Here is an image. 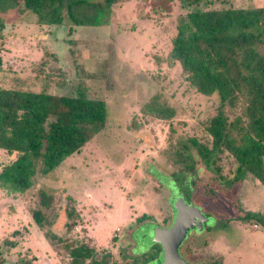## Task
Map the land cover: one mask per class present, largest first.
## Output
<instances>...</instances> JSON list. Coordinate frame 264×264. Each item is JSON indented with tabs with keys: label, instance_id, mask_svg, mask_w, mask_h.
Returning a JSON list of instances; mask_svg holds the SVG:
<instances>
[{
	"label": "rangeland",
	"instance_id": "rangeland-1",
	"mask_svg": "<svg viewBox=\"0 0 264 264\" xmlns=\"http://www.w3.org/2000/svg\"><path fill=\"white\" fill-rule=\"evenodd\" d=\"M209 1L201 7L264 6V0ZM186 12L179 0H119L109 24L72 26L37 24L29 10H0V87L80 94L106 104L104 129L80 152L37 174L24 192L0 188V244L4 238L15 244L5 248V263L25 254L33 264H71L57 241L69 238L93 247L96 259L159 264L155 235L183 198L211 227L189 242L192 260L264 264V184L239 173L226 151L207 168L190 142L196 137L210 146L204 121L216 96L196 92L169 59L177 19ZM154 95L173 108L171 118L143 109ZM182 143L196 160L192 171L167 158ZM14 156L0 149V169ZM41 190L52 197L49 207L39 204ZM69 204L80 214L71 231ZM36 209L42 225L32 215Z\"/></svg>",
	"mask_w": 264,
	"mask_h": 264
},
{
	"label": "trees",
	"instance_id": "trees-1",
	"mask_svg": "<svg viewBox=\"0 0 264 264\" xmlns=\"http://www.w3.org/2000/svg\"><path fill=\"white\" fill-rule=\"evenodd\" d=\"M118 1L0 0V10L12 7L29 10L41 25H62L67 20L72 26H103L110 23ZM179 1L187 12L177 19L169 59L179 63L196 92L209 98L216 96L214 113L204 121L211 137L210 146L196 137L190 138V142L207 168L215 162L217 153L226 151L237 162L239 173L249 172L264 184V6L203 9L201 5L210 3L209 0ZM2 29L0 21V40ZM143 109L158 118H171L174 114L173 108L159 102L156 95ZM105 120L106 104L102 99L0 87V149L15 155L0 169V188L24 192L37 174H47L68 156L80 152L104 129ZM185 148L184 143L180 144L167 158L183 171H192L196 160ZM52 201L45 190L40 191L41 207H49ZM65 212V227L71 231L80 214L70 204ZM32 215L42 225V211L36 209ZM57 241L63 242V252L71 264L85 263L88 259L90 264H121L110 262L109 256L96 259L94 248L87 244L69 238ZM7 245L15 244L3 239L0 264H7L3 258ZM136 260L123 264H134ZM16 264L33 261L23 254Z\"/></svg>",
	"mask_w": 264,
	"mask_h": 264
},
{
	"label": "water",
	"instance_id": "water-1",
	"mask_svg": "<svg viewBox=\"0 0 264 264\" xmlns=\"http://www.w3.org/2000/svg\"><path fill=\"white\" fill-rule=\"evenodd\" d=\"M169 226L159 228L155 239L160 241V264H191L179 253V245L191 230L200 231L208 223V216L189 205L183 198L174 204Z\"/></svg>",
	"mask_w": 264,
	"mask_h": 264
},
{
	"label": "flooded vegetation",
	"instance_id": "flooded-vegetation-1",
	"mask_svg": "<svg viewBox=\"0 0 264 264\" xmlns=\"http://www.w3.org/2000/svg\"><path fill=\"white\" fill-rule=\"evenodd\" d=\"M186 201V200H185ZM172 214V213H171ZM172 218V217H171ZM171 222V220H170ZM170 223L167 225L169 226ZM207 227H209L208 225H204L203 229L200 230V231H195V230H191L186 236L185 238L183 239V241L181 242V244L179 245V253L180 255L182 256V258H184L186 261H188L189 263L191 264H208L209 262H212V261H202V260H192L190 258V251H191V248H190V245H189V242H196L197 239L199 238V233L203 234V230L206 229ZM200 234V235H201ZM161 252V248L159 249V253ZM160 256V254H159ZM159 258V257H158ZM159 264H160V261H159Z\"/></svg>",
	"mask_w": 264,
	"mask_h": 264
},
{
	"label": "crops",
	"instance_id": "crops-1",
	"mask_svg": "<svg viewBox=\"0 0 264 264\" xmlns=\"http://www.w3.org/2000/svg\"><path fill=\"white\" fill-rule=\"evenodd\" d=\"M170 214H171V211H170ZM171 216V215H170ZM142 257V256H141Z\"/></svg>",
	"mask_w": 264,
	"mask_h": 264
}]
</instances>
